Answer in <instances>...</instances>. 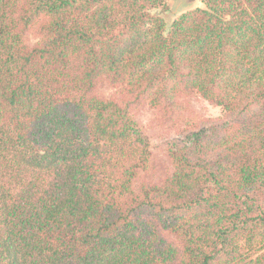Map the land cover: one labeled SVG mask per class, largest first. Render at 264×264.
Here are the masks:
<instances>
[{"label": "trees", "instance_id": "1", "mask_svg": "<svg viewBox=\"0 0 264 264\" xmlns=\"http://www.w3.org/2000/svg\"><path fill=\"white\" fill-rule=\"evenodd\" d=\"M202 3L0 0V264H264V0Z\"/></svg>", "mask_w": 264, "mask_h": 264}, {"label": "rangeland", "instance_id": "2", "mask_svg": "<svg viewBox=\"0 0 264 264\" xmlns=\"http://www.w3.org/2000/svg\"><path fill=\"white\" fill-rule=\"evenodd\" d=\"M167 3L170 8V12L165 15L168 28H170L171 23L174 21V19L181 16L182 13L194 10L196 8L204 7L202 0H199L193 7L188 10L185 9L184 0H167ZM100 94L107 96L110 94V91L106 88H102L100 90ZM192 107L195 115H197V117L201 119L217 121L224 117L223 112L220 108L212 106L207 101L201 98H194L192 100ZM137 113L138 118L148 125L149 132L152 135L154 143L159 142L160 140H162L161 138L168 135L164 131V129L160 128V125L155 124L156 119L154 118V115L150 110L143 109ZM163 154V152H159L155 157L156 170L155 173H153L150 177L152 181L160 180L171 171V167L169 166L168 161Z\"/></svg>", "mask_w": 264, "mask_h": 264}, {"label": "water", "instance_id": "3", "mask_svg": "<svg viewBox=\"0 0 264 264\" xmlns=\"http://www.w3.org/2000/svg\"><path fill=\"white\" fill-rule=\"evenodd\" d=\"M199 0H184L185 9H190L193 7Z\"/></svg>", "mask_w": 264, "mask_h": 264}]
</instances>
